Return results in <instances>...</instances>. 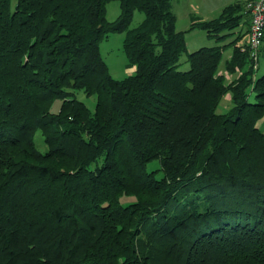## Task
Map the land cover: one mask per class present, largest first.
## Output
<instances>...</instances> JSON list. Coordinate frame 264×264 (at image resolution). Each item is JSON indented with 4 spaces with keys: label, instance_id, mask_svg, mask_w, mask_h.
I'll return each instance as SVG.
<instances>
[{
    "label": "trees",
    "instance_id": "1",
    "mask_svg": "<svg viewBox=\"0 0 264 264\" xmlns=\"http://www.w3.org/2000/svg\"><path fill=\"white\" fill-rule=\"evenodd\" d=\"M109 1L0 0V264H264V71L235 39L188 51L171 0ZM246 1L189 30L226 38Z\"/></svg>",
    "mask_w": 264,
    "mask_h": 264
},
{
    "label": "rangeland",
    "instance_id": "2",
    "mask_svg": "<svg viewBox=\"0 0 264 264\" xmlns=\"http://www.w3.org/2000/svg\"><path fill=\"white\" fill-rule=\"evenodd\" d=\"M172 9L176 15L175 27L177 30H184L186 47L188 51H193L199 47L211 46L218 44V40L208 36L203 29L195 28L189 30V27L192 22H196L191 15L198 17L201 11V5H203L204 0H171ZM120 12L119 1L111 0L106 4V18L108 21H113L117 18ZM191 12L192 14H189ZM218 15V14H217ZM200 17V16H199ZM143 18V13L135 10L129 24L130 27L136 26ZM249 30V29H248ZM231 34L226 38L230 40L235 39V43L238 46L243 45L246 39H243L241 34H238V29H232ZM247 33V32H246ZM124 33L111 32L107 37H104L100 41V52L101 56L107 63L109 67L110 74L116 78L121 79L132 73V66L128 63L126 56L123 52L122 43H123ZM221 41V40H219ZM229 42V41H228ZM227 52L223 53L221 59L220 68L224 65V58H226ZM189 64L186 61V55H182L178 68L180 70L188 69ZM256 75H262L264 71V57L260 54L259 66L257 68ZM229 78H233L230 76ZM230 80V79H229ZM76 98L84 102L91 112L95 109V96H87L82 90L76 91ZM253 98V95H251ZM60 100H55L51 106V111L56 112L59 109ZM231 107L230 99L227 96H224L219 101L216 112L225 113ZM264 132V117L257 123ZM34 143L38 150L44 152L47 150V146L44 143V138L40 131L35 132ZM158 165L157 160H153L149 163V168H154ZM128 199H122L123 202H126Z\"/></svg>",
    "mask_w": 264,
    "mask_h": 264
},
{
    "label": "built area",
    "instance_id": "3",
    "mask_svg": "<svg viewBox=\"0 0 264 264\" xmlns=\"http://www.w3.org/2000/svg\"><path fill=\"white\" fill-rule=\"evenodd\" d=\"M245 10L249 15V30L246 41L240 48L249 52L253 66L257 69L264 44V0H247Z\"/></svg>",
    "mask_w": 264,
    "mask_h": 264
},
{
    "label": "crops",
    "instance_id": "4",
    "mask_svg": "<svg viewBox=\"0 0 264 264\" xmlns=\"http://www.w3.org/2000/svg\"><path fill=\"white\" fill-rule=\"evenodd\" d=\"M235 1H237V0H204L203 5H201L202 8H201L200 14H198V17H196L195 15L193 16V14L191 12H189V14H192L191 16L195 20H207V19H210V18L217 16V14L220 13V11L222 10L223 7L233 3ZM235 29H238V34H241L243 37H245L243 39H246L248 29H249V16L244 15L242 17V20L240 21L239 25ZM228 41H230V40H228L227 38H223V39H221V41H218L217 43L218 44H224V43H227ZM263 47H264V44H263ZM224 52H227V56H226V58H224V61H225L226 59L230 58V56L232 54V47L225 48L223 53ZM132 69L134 70V66H132ZM220 71H222V72L225 71L224 65L222 66V68H220Z\"/></svg>",
    "mask_w": 264,
    "mask_h": 264
}]
</instances>
